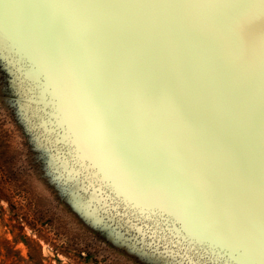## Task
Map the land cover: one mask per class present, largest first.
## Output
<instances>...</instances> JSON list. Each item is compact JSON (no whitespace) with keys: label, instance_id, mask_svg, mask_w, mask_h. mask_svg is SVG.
<instances>
[{"label":"rangeland","instance_id":"374dc122","mask_svg":"<svg viewBox=\"0 0 264 264\" xmlns=\"http://www.w3.org/2000/svg\"><path fill=\"white\" fill-rule=\"evenodd\" d=\"M0 264H264V4L0 0Z\"/></svg>","mask_w":264,"mask_h":264},{"label":"bare ground","instance_id":"6f19581e","mask_svg":"<svg viewBox=\"0 0 264 264\" xmlns=\"http://www.w3.org/2000/svg\"><path fill=\"white\" fill-rule=\"evenodd\" d=\"M223 148H225V147H223ZM220 150H221V149H220ZM222 150H223V149H222ZM227 150H228V149H227ZM227 150H226V151H227ZM229 154H230V153H229ZM233 162H234V161H233ZM185 163H186V162H185ZM188 163H189V162H188ZM231 163H232V162H231ZM178 164H179V163H178ZM180 164H181V163H180ZM193 164H194V163H193ZM181 165H182V164H181ZM178 166H179V165H178ZM224 167H225V166H224ZM187 170H188V169H187ZM183 173H184V172H183ZM200 175H201V174H200ZM205 175H206V173H205ZM205 175H204V176H205ZM200 177H201V176H200ZM210 179H211V178H210ZM210 179H209V180H210ZM199 180H200V179H199ZM238 180H239V179H238ZM240 180H241V179H240ZM233 183H234V181H233ZM235 184H236V183H234V186H235ZM240 184H241V183H240ZM241 185H242V184H241ZM239 187H240V186H239ZM232 189H233V188H232ZM235 189H236V188H235ZM237 189H238V188H237ZM237 189H236V190H237ZM233 191H234V190H233ZM237 192H238V191H237ZM241 192H242V191H241ZM245 194H246V193H245ZM252 195H253V194H252ZM253 199H254V198H253ZM249 200H251V198H250ZM257 207H258V206H257ZM229 209H230V208H229ZM234 216H235V215H234ZM243 218H244V217H243ZM262 226H263V225H262Z\"/></svg>","mask_w":264,"mask_h":264},{"label":"snow or ice","instance_id":"6c2138e0","mask_svg":"<svg viewBox=\"0 0 264 264\" xmlns=\"http://www.w3.org/2000/svg\"><path fill=\"white\" fill-rule=\"evenodd\" d=\"M260 3H261V4H264V0H260Z\"/></svg>","mask_w":264,"mask_h":264},{"label":"water","instance_id":"95a60500","mask_svg":"<svg viewBox=\"0 0 264 264\" xmlns=\"http://www.w3.org/2000/svg\"><path fill=\"white\" fill-rule=\"evenodd\" d=\"M254 20H255V19H254ZM253 23L255 24V26L258 24V23H256V21H254ZM259 27H260V26H259Z\"/></svg>","mask_w":264,"mask_h":264}]
</instances>
